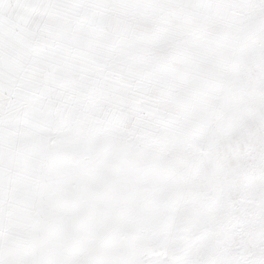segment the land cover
<instances>
[{"label":"snow or ice","instance_id":"1","mask_svg":"<svg viewBox=\"0 0 264 264\" xmlns=\"http://www.w3.org/2000/svg\"><path fill=\"white\" fill-rule=\"evenodd\" d=\"M0 264H264V0H0Z\"/></svg>","mask_w":264,"mask_h":264}]
</instances>
